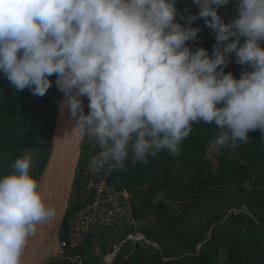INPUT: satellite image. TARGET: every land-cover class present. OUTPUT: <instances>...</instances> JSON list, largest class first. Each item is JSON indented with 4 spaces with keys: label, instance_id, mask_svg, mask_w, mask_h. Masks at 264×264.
<instances>
[{
    "label": "clouds",
    "instance_id": "1",
    "mask_svg": "<svg viewBox=\"0 0 264 264\" xmlns=\"http://www.w3.org/2000/svg\"><path fill=\"white\" fill-rule=\"evenodd\" d=\"M193 3L185 20L177 0H0V73L39 97L56 75L72 132L98 149L93 171L175 154L201 121L217 126L215 147L235 148L264 132V0ZM230 3L225 23L218 9ZM200 18L216 34L211 55L188 44L200 29L186 25ZM233 53L239 78L224 71ZM32 166L25 150L0 176V264H27L30 238L58 216Z\"/></svg>",
    "mask_w": 264,
    "mask_h": 264
},
{
    "label": "trees",
    "instance_id": "2",
    "mask_svg": "<svg viewBox=\"0 0 264 264\" xmlns=\"http://www.w3.org/2000/svg\"><path fill=\"white\" fill-rule=\"evenodd\" d=\"M176 7L178 18L183 17L185 20L199 13V7L193 0H177ZM225 7L226 12L218 9V13L225 23H229L235 18V5L230 3ZM186 26L200 29L195 40L188 44L194 49L203 47L211 55L216 34L206 25L205 19H197ZM231 60L224 71L232 72L239 78L246 66L236 63L234 53L231 54ZM60 95L61 91L55 82L48 97H39L27 88L14 89L3 73H0L2 176L9 172V165L3 160L6 153L20 157L25 154L23 151L27 147L38 149L37 137L41 135L42 128L47 130L48 137L53 135L55 124L49 127L45 125L51 104L54 105L53 113L57 115ZM218 131L214 123H193L191 133L177 153L161 151L146 164L133 163L130 157L125 168L116 170L114 180H118L128 190L137 192V198L132 204L136 218L154 212L165 218L169 228L173 229L198 206L207 202L203 195L207 189L222 192L231 185L248 184L250 189L246 191H258L256 187L264 182V132L252 130L246 142H239L235 148L220 149L214 146ZM214 147L217 151L216 163L209 158V152ZM225 150L234 151L236 155L230 157ZM46 163L43 158H39L32 176L39 180ZM235 208L249 218V225L228 243L202 246L187 255H167L159 247L151 248L138 243L133 249L123 246L113 262L107 264H264V224L257 222L258 217L252 214L251 209L240 205ZM57 230L58 226L55 225L47 231L53 232V238L60 239L54 245L51 244L46 255L36 254L34 264H99L98 259L90 256L87 248L89 239L76 249L68 246L65 218L61 221L62 233L59 236Z\"/></svg>",
    "mask_w": 264,
    "mask_h": 264
},
{
    "label": "crops",
    "instance_id": "3",
    "mask_svg": "<svg viewBox=\"0 0 264 264\" xmlns=\"http://www.w3.org/2000/svg\"><path fill=\"white\" fill-rule=\"evenodd\" d=\"M34 151L31 154L33 157L32 169L36 167L38 162L36 158H38L39 147L34 149ZM33 155H37V157ZM3 160L7 162L4 158ZM9 163L11 162H7L8 165ZM0 176L2 175L0 174ZM247 188L250 189V186L231 185L222 192L214 189L205 190L203 194L207 199L206 204L198 206L173 229L169 228L165 218L158 216L154 212H148L137 217L136 225L117 224L116 226L105 228L89 238L88 251L93 258L99 260V258L103 257V251L106 249L113 251V248L115 249V247L121 245L127 248L132 246L133 249L136 243L144 244L151 248H154V246L159 247L167 255H187L194 251L195 246L200 242L206 246H216L228 240L229 237L233 238V234L236 236L239 234L238 230L240 231L245 227L246 216L241 214L228 223L229 225H239L238 228L234 227L235 233L233 234L229 233L227 236L216 234L220 233L222 226H226V223L222 222H218L219 224L212 229V232L208 229L209 222L213 218L227 212L235 204L251 209L252 214L259 218L261 224H264V220L260 215V212H264V182L256 187L257 192L246 191L245 189ZM225 230L231 231L229 229ZM142 237L145 238L138 239ZM91 242L96 244L94 250L90 248Z\"/></svg>",
    "mask_w": 264,
    "mask_h": 264
},
{
    "label": "built area",
    "instance_id": "4",
    "mask_svg": "<svg viewBox=\"0 0 264 264\" xmlns=\"http://www.w3.org/2000/svg\"><path fill=\"white\" fill-rule=\"evenodd\" d=\"M97 151L89 140L86 148L81 147V162L78 163L71 197L63 216L67 222L66 239L71 249L84 245L105 228L117 224L134 225L137 219L133 214L129 191L114 180L117 169L107 165L95 171L89 169V161Z\"/></svg>",
    "mask_w": 264,
    "mask_h": 264
},
{
    "label": "water",
    "instance_id": "5",
    "mask_svg": "<svg viewBox=\"0 0 264 264\" xmlns=\"http://www.w3.org/2000/svg\"><path fill=\"white\" fill-rule=\"evenodd\" d=\"M65 95L61 92L58 104V118L55 123L51 153L40 176V187L46 200L58 207V216L50 223L42 225L30 238L25 252L27 264H34L38 242L49 229L56 225L66 211L77 174L82 142L73 131L76 121L67 108L61 109ZM84 111L87 97H81ZM57 139L54 144V140Z\"/></svg>",
    "mask_w": 264,
    "mask_h": 264
},
{
    "label": "rangeland",
    "instance_id": "6",
    "mask_svg": "<svg viewBox=\"0 0 264 264\" xmlns=\"http://www.w3.org/2000/svg\"><path fill=\"white\" fill-rule=\"evenodd\" d=\"M220 10H222V11H227V7H225V6H221L220 8H219ZM55 74H53L51 77H50V79L53 81V85H52V87L48 90V92L45 94L47 97L49 96V94H51V92H52V90H53V88H54V82H55ZM88 104H89V100H88V98H87V103H86V106H85V111H84V114H88L89 113V108H88ZM54 112V105L53 104H51L50 105V110H49V118H48V121H47V123H46V125H45V127L46 126H51L53 123L55 124L56 123V121H57V118H58V113H57V115L56 114H54L53 113ZM40 128H42V127H40ZM42 131H41V135H39L37 138H38V147H39V152H38V158H36V160L37 161H39V158L40 159H42L43 158V160H45L46 162H47V160H48V158H49V156H50V153H51V144H52V137H53V135L51 136V137H48V135H47V130H44L43 128L41 129ZM81 142H82V148L84 147V148H86L87 146H88V138L87 137H84V138H81ZM36 146V145H35ZM35 146H34V148H35ZM25 150H27V152L29 153V154H31L32 152H35L34 150H33V147L31 148V147H27L26 149H24V153H25ZM225 151H227V155L228 156H233V155H236V153L234 152V151H228V150H225ZM81 156V155H80ZM215 156H217V151H216V148L214 147L212 150H210V152H209V158L211 159V160H213L214 161V163H216V157ZM36 157H37V155H36ZM16 158H18L17 156H15L14 155V153H6L5 154V156H4V159L7 161V162H11V163H9V165H10V171H11V164H12V162L16 159ZM81 158H82V156L80 157V161H79V164H80V162H81ZM37 161H35V162H37ZM37 165V164H36ZM36 168V167H35ZM35 168H33L32 170H31V175H33V173L35 172ZM40 176H41V174H40ZM116 181H118V180H116ZM122 185V184H121ZM248 185V184H247ZM246 184H243V186H247ZM124 186V185H123ZM248 186H250V185H248ZM228 188V187H227ZM126 189L128 190V188L126 187ZM251 189H252V187H251ZM208 190V189H207ZM209 190H212V188H210ZM129 191V193H130V202H131V204H133V202L136 200V198H137V192L135 191V192H133V191H130V190H128ZM217 191V190H216ZM136 193V194H135ZM204 193V192H203ZM204 195V194H203ZM252 196V195H251ZM205 197V196H204ZM255 198V197H254ZM255 200H256V198H255ZM206 204V203H205ZM205 204H203V205H205ZM202 206V205H201ZM236 206H239V205H234V206H232L231 208H230V210H228L227 212H224V213H221L219 216H217L216 218H213L210 222H209V225H208V229L212 232V229L217 225V224H219L218 222H222V223H226V226H222V228H221V230L219 231L220 233H216V234H222V235H224V236H227L229 233H235L234 231V227H236V228H238L239 227V225L237 226H235V225H229L228 223L229 222H231L235 217H237L238 215H241V214H243L240 210H237L235 207ZM261 214V216H262V219L264 220V212H260ZM244 215V214H243ZM254 215V214H253ZM257 217V216H256ZM62 219H63V217H62ZM62 219L59 221V222H57L56 223V226H58V230H57V235L59 236L61 233H62V230H61V221H62ZM165 221H166V219H165ZM245 222H246V224L244 225L245 227L242 229V230H238V233L239 234H237L236 236H238V235H240L242 232H244L246 229H247V227H248V225H249V218L248 217H246L245 218ZM259 224H261L260 222H259V218H258V221H257ZM136 225V224H135ZM130 226H132V225H130ZM225 229H229V230H231L230 232H228V230H225ZM225 230V231H224ZM228 232V233H227ZM52 234V235H51ZM97 234V233H96ZM208 234H210V232H208ZM136 235H137V231H136ZM236 236H234V234H233V238L234 237H236ZM145 237H142V238H138L139 240L140 239H144ZM60 238L59 237H54L53 238V232H51V233H49V232H47L46 234H45V236L38 242V244H37V249H36V254H40V255H42V256H44V255H46L47 254V252L50 250V248H51V244L52 245H54V243H56L58 240H59ZM137 239V240H138ZM232 238L231 237H229L228 238V240H226V241H224L223 243H219V244H217V245H221V244H225V243H228L230 240H231ZM92 243H95V242H91L90 243V248H92L93 250L95 249V246H96V244H92ZM137 244V243H136ZM122 246H124V245H121V246H117V247H115V249L113 248V251H110V250H108V249H106V250H104L103 251V257L102 258H99V264H107V262H113V260H114V258H115V256H116V254L121 250V248H122ZM202 246H206L205 244H203L202 242H200V243H198L196 246H195V249L194 250H198L200 247H202ZM130 249H132V246H130L129 247ZM90 256H92L91 255V253H90ZM93 257V256H92ZM105 259V260H104Z\"/></svg>",
    "mask_w": 264,
    "mask_h": 264
},
{
    "label": "flooded vegetation",
    "instance_id": "7",
    "mask_svg": "<svg viewBox=\"0 0 264 264\" xmlns=\"http://www.w3.org/2000/svg\"><path fill=\"white\" fill-rule=\"evenodd\" d=\"M77 169H78V167H77Z\"/></svg>",
    "mask_w": 264,
    "mask_h": 264
}]
</instances>
